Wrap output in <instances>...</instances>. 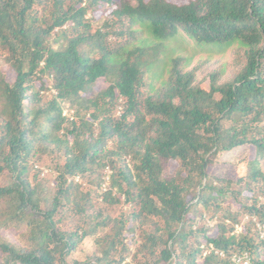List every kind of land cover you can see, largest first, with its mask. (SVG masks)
Returning <instances> with one entry per match:
<instances>
[{
  "label": "trees",
  "instance_id": "16d2710c",
  "mask_svg": "<svg viewBox=\"0 0 264 264\" xmlns=\"http://www.w3.org/2000/svg\"><path fill=\"white\" fill-rule=\"evenodd\" d=\"M1 57L0 264H264V0H0Z\"/></svg>",
  "mask_w": 264,
  "mask_h": 264
},
{
  "label": "rangeland",
  "instance_id": "374dc122",
  "mask_svg": "<svg viewBox=\"0 0 264 264\" xmlns=\"http://www.w3.org/2000/svg\"><path fill=\"white\" fill-rule=\"evenodd\" d=\"M148 1V0H147ZM170 3L176 4V5H183L186 3V0H166ZM186 40V39H185ZM183 39L176 38L174 40H168L165 42V45L168 50V54H171V57L181 56V57H188L191 58V62L187 67V70H191L193 68H197V78L199 82H201L202 86L205 88H208L211 84L210 81V73H218L219 70L222 68L224 70L223 75L219 78V83H223L225 80H227L232 72L236 68V62L235 58L231 55L229 51H227L224 55H208L205 52H201L199 50H196L193 48V46L185 41ZM196 52V54H194ZM162 57V56H160ZM3 59V57L0 58V61ZM0 68H2L5 73H7V80L13 81L14 74L9 71V69L3 65ZM176 71V70H175ZM175 72L170 73L169 78L171 79ZM176 74V73H175ZM218 83V84H219ZM142 92L145 94L149 92L148 85L144 83L143 88L141 89ZM27 104V103H26ZM28 105V104H27ZM73 113V111L65 110L64 115L70 116ZM247 154L246 149L239 148L236 149L233 152L225 153L223 155V159L221 160V163L219 165H216L213 169V173H215L218 176L222 177H228L232 178L234 180L238 179V176L242 175L244 172L243 164H238V162ZM37 170H39L40 177H45L49 173V170L44 166H35ZM97 171H95L94 175L90 176L89 174L86 175H79L75 178L76 184H82V186L87 187L90 185V180H92L96 175ZM4 177H0V184H2L5 181ZM103 187H107V184H105ZM124 210L128 209V205L123 206ZM232 212H236L238 210L237 206H234L231 208ZM208 215V213H205V216ZM204 217V214H203ZM248 217L244 216L242 217V220L239 224H243L245 221H248ZM210 228L209 232L212 234L216 229L213 227L214 224H216V219H208L206 221ZM198 226V223L196 224V227ZM260 239H264V231L260 234ZM91 244V243H90ZM90 244H86V247L89 250ZM87 250V251H88ZM91 253V252H90ZM208 252L204 253L203 256H206ZM87 255V254H86ZM225 254L221 256L224 258ZM85 255L81 256L80 259L84 260ZM228 258L230 263L232 264H244L246 260H248V264L250 263V260L246 258V254L242 253H234L229 252Z\"/></svg>",
  "mask_w": 264,
  "mask_h": 264
},
{
  "label": "clouds",
  "instance_id": "9594fccd",
  "mask_svg": "<svg viewBox=\"0 0 264 264\" xmlns=\"http://www.w3.org/2000/svg\"><path fill=\"white\" fill-rule=\"evenodd\" d=\"M171 79H173V77H172ZM171 79H170V80H171ZM206 255H208V253H207ZM223 255H224V254H220V256H223ZM246 258L249 259L247 256H246Z\"/></svg>",
  "mask_w": 264,
  "mask_h": 264
},
{
  "label": "built area",
  "instance_id": "2783aa9c",
  "mask_svg": "<svg viewBox=\"0 0 264 264\" xmlns=\"http://www.w3.org/2000/svg\"><path fill=\"white\" fill-rule=\"evenodd\" d=\"M244 264H248V260H246V261L244 262Z\"/></svg>",
  "mask_w": 264,
  "mask_h": 264
}]
</instances>
